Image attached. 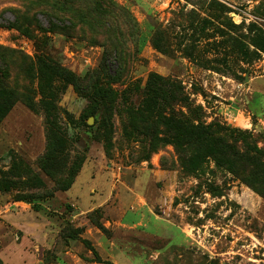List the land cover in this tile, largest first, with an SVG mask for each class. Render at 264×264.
<instances>
[{"label":"rangeland","instance_id":"obj_1","mask_svg":"<svg viewBox=\"0 0 264 264\" xmlns=\"http://www.w3.org/2000/svg\"><path fill=\"white\" fill-rule=\"evenodd\" d=\"M259 32L264 0H0V84L15 94L0 121L3 263L264 264V192L195 157L198 144L154 145L155 117L132 121L158 76L180 97L167 115L247 131L264 150ZM48 95L68 165L82 159L68 190L41 166Z\"/></svg>","mask_w":264,"mask_h":264},{"label":"trees","instance_id":"obj_2","mask_svg":"<svg viewBox=\"0 0 264 264\" xmlns=\"http://www.w3.org/2000/svg\"><path fill=\"white\" fill-rule=\"evenodd\" d=\"M11 22L6 27H13ZM256 47L264 50V32L257 34V39L253 43ZM56 72L67 76L69 74L66 70H56ZM162 77L152 76L150 82L147 84L143 93V98L140 105L133 110L132 121L136 122L137 118L147 120L149 116L155 117L156 122L163 126L162 136L156 134L153 137V144L159 145L164 143H173L177 147L186 145L198 144L199 147L195 153L197 157L201 152L207 156H212L220 165H225L248 184L256 187L258 191L264 192V150L251 139V134L247 131L237 129H227L219 123L205 124L198 118L187 117L185 114L172 112L167 115L162 111V107L168 103V99L175 97L180 99L175 94L172 86L166 84ZM45 87V84L42 83ZM175 87V85H174ZM180 90V87L177 86ZM43 92L46 89L43 88ZM113 91L109 88L99 90L95 96L94 103L91 105L88 113L96 115L102 104V101L108 96L112 95ZM49 98H43L39 102L40 108L45 114L47 146L46 151L41 158V166L52 178H59L60 181L56 190H68L75 181V177L82 166V159L77 157L70 165H68V151L66 138L63 137L58 130L54 112L52 111V95ZM100 97V98H98ZM15 101V94L13 91L5 88L0 84V121L8 114ZM32 108H37L36 105L30 103ZM192 112H195L192 109ZM199 120V122H195ZM226 131L233 141L227 142L223 137L215 136V128ZM237 134H241L237 136ZM241 141L244 149L241 150L237 142ZM35 195L22 194L16 197V200H25L32 204L33 209L39 211L43 205L36 201ZM71 237L75 236L73 232ZM0 264H4L0 257Z\"/></svg>","mask_w":264,"mask_h":264},{"label":"water","instance_id":"obj_3","mask_svg":"<svg viewBox=\"0 0 264 264\" xmlns=\"http://www.w3.org/2000/svg\"><path fill=\"white\" fill-rule=\"evenodd\" d=\"M93 119V118H92ZM94 120V119H93ZM89 122H90V120H89ZM91 123V122H90Z\"/></svg>","mask_w":264,"mask_h":264}]
</instances>
